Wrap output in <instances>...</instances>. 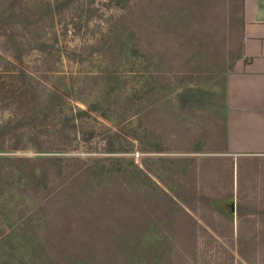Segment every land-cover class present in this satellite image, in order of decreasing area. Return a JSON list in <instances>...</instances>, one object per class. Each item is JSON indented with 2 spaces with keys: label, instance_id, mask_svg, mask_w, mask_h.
<instances>
[{
  "label": "rangeland",
  "instance_id": "obj_1",
  "mask_svg": "<svg viewBox=\"0 0 264 264\" xmlns=\"http://www.w3.org/2000/svg\"><path fill=\"white\" fill-rule=\"evenodd\" d=\"M239 48L226 0H0V152L60 157L0 161V264H264V157L225 147Z\"/></svg>",
  "mask_w": 264,
  "mask_h": 264
},
{
  "label": "crops",
  "instance_id": "obj_2",
  "mask_svg": "<svg viewBox=\"0 0 264 264\" xmlns=\"http://www.w3.org/2000/svg\"><path fill=\"white\" fill-rule=\"evenodd\" d=\"M226 1L238 13L240 48L224 78L225 147L264 157V0ZM202 226L219 233L206 221Z\"/></svg>",
  "mask_w": 264,
  "mask_h": 264
},
{
  "label": "trees",
  "instance_id": "obj_3",
  "mask_svg": "<svg viewBox=\"0 0 264 264\" xmlns=\"http://www.w3.org/2000/svg\"><path fill=\"white\" fill-rule=\"evenodd\" d=\"M21 72L24 74V71H21ZM85 115L89 116L90 114L87 111L83 110V109H77V111H72L71 112V116H72L71 118H75V117L82 118ZM71 124L73 126L75 123H71ZM2 127H0V134H2V132H3V130H1ZM87 139H89V137H83V140H87ZM13 148H16V147H13ZM39 149H41V148H39ZM55 157L56 158H60L58 156H55ZM55 157H52V155H50V156L39 155L38 159H39V161H42V162L49 161V160L53 161V160H55ZM38 159L37 158L36 159L35 158H29L27 156H17V157L16 156L15 157L14 156H8V155H5L2 151L0 152V161H20L22 163H24V162L32 163V162H34V161H36ZM78 162H80L81 164L83 163V165H84V162L82 160H78ZM31 172H32V174H35L34 168H31ZM0 173H1V170H0ZM40 173H41L40 175H42V178H45V174L43 175L44 172L41 171ZM0 176H1V174H0ZM120 201L121 202H126V201H124L123 198H119V200L117 201L119 203H117V204H120ZM110 203H111V201H110ZM193 225H194V223H193ZM97 245L100 248L99 251L106 252V251L111 249V247L113 246V243H111V242L101 243V244L97 243ZM97 245H95V247H97ZM59 246H60V244H59ZM80 246H82V245H80Z\"/></svg>",
  "mask_w": 264,
  "mask_h": 264
},
{
  "label": "water",
  "instance_id": "obj_4",
  "mask_svg": "<svg viewBox=\"0 0 264 264\" xmlns=\"http://www.w3.org/2000/svg\"><path fill=\"white\" fill-rule=\"evenodd\" d=\"M233 208V204H231V209Z\"/></svg>",
  "mask_w": 264,
  "mask_h": 264
}]
</instances>
